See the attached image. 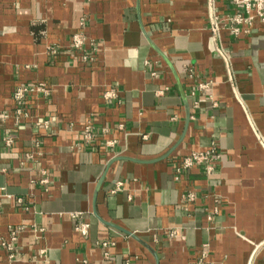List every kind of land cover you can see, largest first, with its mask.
Instances as JSON below:
<instances>
[{
  "label": "crops",
  "instance_id": "crops-1",
  "mask_svg": "<svg viewBox=\"0 0 264 264\" xmlns=\"http://www.w3.org/2000/svg\"><path fill=\"white\" fill-rule=\"evenodd\" d=\"M137 1L0 0V112L10 115L0 116V264H154L94 215L105 174L98 215L152 246L160 264H247L250 243L261 241L250 264H264V150L253 131L264 142V23L238 38L224 31L214 43L228 58V82L205 28L207 0H140L146 32L177 72L188 118L176 76L142 32ZM217 7L232 13L221 0ZM82 18L88 43L78 51L72 38ZM200 82L211 89L193 95ZM35 83L50 95L29 99V117L17 122L12 93ZM110 90L116 98L106 101ZM213 145L223 155L215 175L196 168L176 180L187 156ZM118 182L124 186L113 193ZM212 194L221 204L209 221ZM82 223L90 225L86 237ZM19 227L10 260L1 243ZM107 241L115 244L108 259ZM41 250L47 262L37 259Z\"/></svg>",
  "mask_w": 264,
  "mask_h": 264
},
{
  "label": "built area",
  "instance_id": "built-area-1",
  "mask_svg": "<svg viewBox=\"0 0 264 264\" xmlns=\"http://www.w3.org/2000/svg\"><path fill=\"white\" fill-rule=\"evenodd\" d=\"M220 0H209V18L211 23V31L213 34L214 42L220 40L222 32L226 31L233 37H240L243 34H249L250 28L254 25L255 21H261L264 23V0H221L225 3L228 10H231L232 13L222 14L217 7V2ZM80 26L82 31L72 38V47L75 50L82 51L88 43V37L86 35L85 29L87 27V20L85 18L81 19ZM94 46V44H92ZM218 53L223 58L225 65L227 67V72L229 75L230 82L232 81L231 73L229 70V61L227 56L219 49L216 48ZM53 53L56 54V51L53 50ZM89 57L87 55L83 56V62L88 63ZM192 75V71H191ZM211 89V82H200L196 86V90L193 92V95L197 93H205ZM44 96L48 97L50 95V87L45 83H35L27 86H21L15 89L12 93L13 100L17 103L15 109L17 122H20L23 118H28L29 113L22 108V105L26 104L29 99L34 96ZM104 98L106 101H110L116 98V92L110 90L105 93ZM195 107H199V102L195 103ZM1 121L4 122L9 119L10 115L8 112H0ZM48 121H45V124L48 125ZM1 129V123H0ZM85 138L88 141H92L93 134L91 127L88 126L84 132ZM260 138V137H259ZM261 140V139H260ZM264 145V142L261 140ZM2 143L6 147H12L14 145V140L9 135H4L2 137ZM222 153L216 146H212L206 151L193 152L183 160L182 168L178 169V176L176 180H179V175L183 170H191L199 168L203 170L207 178L212 177L217 173L218 164L222 160ZM43 184L48 183L46 179L42 181ZM124 184L122 182L116 183L115 188L112 190L113 193L119 192L122 190ZM214 207L213 212L207 217L209 221L213 220L214 216H217L220 211L221 199L219 195H211ZM184 199L189 202H195L196 195L194 193H188L184 196ZM19 202H22L20 199ZM80 214L74 215V217H79ZM90 225L82 223L77 231L81 233L84 237L88 236ZM24 228H12L11 229V241L2 242L1 245L9 253V259L15 260L17 258L15 253V248L13 243L17 242L18 236L23 232ZM115 244L111 241L102 242L101 248L103 250L104 257L106 259L111 257V248ZM210 251V245L205 244L203 246L201 261H205L208 258ZM47 251L41 250L37 259L47 262Z\"/></svg>",
  "mask_w": 264,
  "mask_h": 264
},
{
  "label": "water",
  "instance_id": "water-1",
  "mask_svg": "<svg viewBox=\"0 0 264 264\" xmlns=\"http://www.w3.org/2000/svg\"><path fill=\"white\" fill-rule=\"evenodd\" d=\"M137 11H138V18H139V22H140V26H141V29H142V32L146 38V40L148 41L149 45L167 62V64L169 65V67L172 69L174 75L176 76V79H177V83L181 89V93H182V96H183V99H184V102H185V106H186V109H187V112H188V118L190 116V108H189V103L187 101V98L185 96V93L183 91V88H182V85L180 83V80H179V77L177 75V72L175 71V68L173 66V64L171 63V61L164 55V53H162L159 48L155 45V43L152 41V39L150 38V36L148 35V33L146 32L145 30V27L143 25V22H142V17H141V8H140V0L137 1ZM205 28L206 30L208 31V33L210 34V40L213 44V53L215 54V56L217 58H219L224 64V60L223 58L221 57V55L218 53L217 49L215 48L214 46V38H213V34H212V31H211V23H210V18H209V0H207L206 2V25H205ZM226 80L229 82V75H228V72L226 71ZM234 98L235 100L239 103V105L242 107V103L241 101L239 100V98L234 95ZM244 109V108H243ZM254 131V135H255V138L257 140V143L261 146V148L264 150V145L263 143L261 142L259 136L257 135L256 131L253 129ZM169 155L166 154L163 158H166L167 156ZM105 177H106V174L103 175V177L100 179V181L98 182V185H97V189H96V196H95V206H94V215L99 219V221L101 223H103L104 225L108 226V227H111L113 229H116L122 233H124L125 235H127L128 237H130L131 239H133L134 241H136L137 243H139L142 247H144L150 254L151 256L153 257V260H154V264H160V258H159V255L157 253V251L152 247L150 246L148 243H146L144 240H142L139 236H137L135 233L115 224V223H112V222H109V221H106L104 219H102L98 213H97V209H96V197H97V194L99 193L104 181H105ZM242 236H245L244 233H241ZM262 242V241H261ZM261 242H251V252H250V255H249V259H248V262L247 264H250V261L252 259V256L255 252V250L257 249V247L261 244Z\"/></svg>",
  "mask_w": 264,
  "mask_h": 264
}]
</instances>
